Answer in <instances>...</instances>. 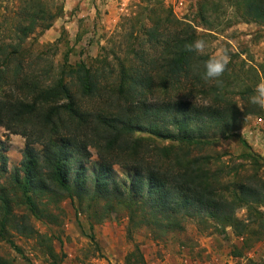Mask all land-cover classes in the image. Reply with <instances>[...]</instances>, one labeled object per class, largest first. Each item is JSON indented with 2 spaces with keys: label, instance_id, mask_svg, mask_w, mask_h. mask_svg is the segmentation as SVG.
Instances as JSON below:
<instances>
[{
  "label": "rangeland",
  "instance_id": "374dc122",
  "mask_svg": "<svg viewBox=\"0 0 264 264\" xmlns=\"http://www.w3.org/2000/svg\"><path fill=\"white\" fill-rule=\"evenodd\" d=\"M249 3L0 0V67L10 76L18 75L16 79L27 77L44 86L61 79L81 110L105 111L117 102L130 104L118 100L115 93L126 81L135 89L131 99L136 104L159 105L163 99L178 98L199 106L221 97L223 103L251 111L237 131L201 147L147 132L130 133L150 148L166 147L171 153L183 150L189 158L206 157L205 167L216 173L213 180L219 191L232 200L241 196L240 188L248 185L250 177L264 179V109L249 102L255 87L264 80V22L245 14ZM180 38L186 43L206 40L207 55L185 51L188 59L182 66L185 70L178 72L179 80L163 81L159 67L164 63L162 52L166 43L177 45ZM219 47L228 49L231 62L218 85L205 82L202 75L203 62ZM83 67L96 85L91 96L81 91ZM151 78L153 87L148 90L143 86ZM209 90L211 93H206ZM4 91L21 97V91L13 86L0 87V93ZM24 147V138L0 128V191L6 195L13 218L4 240L0 238V264H133L139 259L137 253L126 260L136 248L143 256L142 264H264V204L250 206L246 200L237 205L235 217L247 228L242 236L206 219L204 212L184 216L177 227L166 228L148 205L145 213L129 214L125 205L143 204L144 195L132 197L128 190L132 173L127 169L112 167L110 201L93 196L101 163L93 148H88L87 181L80 198L74 193L72 197H51L28 191L36 205L30 212L14 182L15 176L23 177ZM75 168L68 175L70 185H74ZM14 217L24 218L35 234L16 232Z\"/></svg>",
  "mask_w": 264,
  "mask_h": 264
},
{
  "label": "trees",
  "instance_id": "16d2710c",
  "mask_svg": "<svg viewBox=\"0 0 264 264\" xmlns=\"http://www.w3.org/2000/svg\"><path fill=\"white\" fill-rule=\"evenodd\" d=\"M245 14L264 22V0H250ZM176 40L181 41V38ZM185 43L186 40L177 44L181 46L179 51L174 50L177 45L166 43L161 57L164 63L159 64L161 80H179L178 72L185 70L182 66L188 59L183 49ZM82 72L81 91L84 96H91L97 91L96 85L88 69L83 67ZM17 77L8 75L7 70L0 67V87L13 86L21 91L18 98L5 91L0 93V128L25 139L21 161L23 177L15 176L14 182L30 212H34L36 205L27 195L28 191L36 196L50 194L51 197L57 194L72 197L74 193L80 198L87 181L88 148H93L101 161L93 196L111 200L112 167L119 166L132 173L128 188L132 197L144 195L143 204L125 205L130 215L145 213L144 207L148 205L153 216H159L166 228H175L184 216L204 212L206 219L230 227L237 236L247 233L243 221L235 217V210L246 200L250 206L264 204V179L250 177L248 185L240 188V197L226 200L213 180L216 173H210L205 167L206 157L189 158L183 150L171 153L166 147L150 148L141 139L132 138L130 133L147 132L164 140L201 147L218 136H229L237 131L250 109V112L242 111L231 103H223L221 97H216L214 103L199 106L178 98L163 99L159 105L136 104L131 99L135 89L123 81L115 93L118 100L130 104L117 102L105 111V108L81 110L61 79L44 86L33 79ZM143 87L148 90L153 87L152 78ZM59 101L65 103L59 105ZM150 154L155 157L151 159ZM75 166L74 185H70L68 175ZM7 206L6 195L0 191L2 240L6 227L13 221ZM194 209L196 211L191 212ZM13 227L20 234H35L24 218L16 220L14 217ZM8 243L16 249L13 243ZM136 253L139 259L133 264H142L143 256L138 248L129 254L126 262Z\"/></svg>",
  "mask_w": 264,
  "mask_h": 264
},
{
  "label": "clouds",
  "instance_id": "9594fccd",
  "mask_svg": "<svg viewBox=\"0 0 264 264\" xmlns=\"http://www.w3.org/2000/svg\"><path fill=\"white\" fill-rule=\"evenodd\" d=\"M209 44L206 40L200 38L193 42L186 43L185 51L195 53L197 56L207 55ZM231 62V56L228 49L219 47L211 54L206 61L203 62L202 79L205 82L215 81L219 85L220 78L228 70V65ZM249 102L253 105L264 109V80H262L254 89V94L249 97Z\"/></svg>",
  "mask_w": 264,
  "mask_h": 264
}]
</instances>
